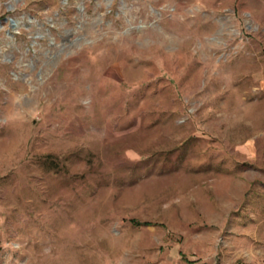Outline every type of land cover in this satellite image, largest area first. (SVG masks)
<instances>
[{
	"label": "rangeland",
	"instance_id": "1",
	"mask_svg": "<svg viewBox=\"0 0 264 264\" xmlns=\"http://www.w3.org/2000/svg\"><path fill=\"white\" fill-rule=\"evenodd\" d=\"M0 264H264V0H0Z\"/></svg>",
	"mask_w": 264,
	"mask_h": 264
},
{
	"label": "trees",
	"instance_id": "2",
	"mask_svg": "<svg viewBox=\"0 0 264 264\" xmlns=\"http://www.w3.org/2000/svg\"><path fill=\"white\" fill-rule=\"evenodd\" d=\"M132 223H133V221H132ZM133 225H135V226H144L145 227V226H148V223H142V224H140V223H138V224L137 223H133Z\"/></svg>",
	"mask_w": 264,
	"mask_h": 264
},
{
	"label": "water",
	"instance_id": "3",
	"mask_svg": "<svg viewBox=\"0 0 264 264\" xmlns=\"http://www.w3.org/2000/svg\"><path fill=\"white\" fill-rule=\"evenodd\" d=\"M9 22L11 23L12 26H14V23L11 20H9Z\"/></svg>",
	"mask_w": 264,
	"mask_h": 264
}]
</instances>
